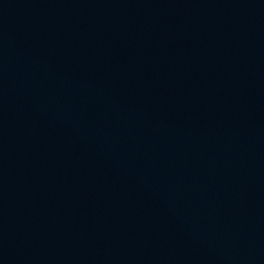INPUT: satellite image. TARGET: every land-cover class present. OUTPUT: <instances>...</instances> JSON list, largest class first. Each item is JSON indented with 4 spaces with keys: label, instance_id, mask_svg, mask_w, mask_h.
Segmentation results:
<instances>
[{
    "label": "water",
    "instance_id": "water-1",
    "mask_svg": "<svg viewBox=\"0 0 264 264\" xmlns=\"http://www.w3.org/2000/svg\"><path fill=\"white\" fill-rule=\"evenodd\" d=\"M0 264H264V0H0Z\"/></svg>",
    "mask_w": 264,
    "mask_h": 264
}]
</instances>
